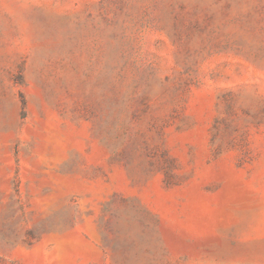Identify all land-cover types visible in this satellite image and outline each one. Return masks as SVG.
<instances>
[{"label": "rangeland", "instance_id": "1", "mask_svg": "<svg viewBox=\"0 0 264 264\" xmlns=\"http://www.w3.org/2000/svg\"><path fill=\"white\" fill-rule=\"evenodd\" d=\"M0 264H264V0H0Z\"/></svg>", "mask_w": 264, "mask_h": 264}]
</instances>
